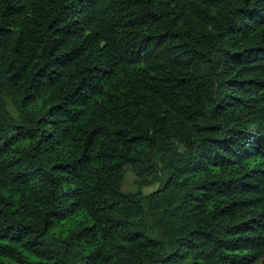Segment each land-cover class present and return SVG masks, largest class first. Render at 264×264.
<instances>
[{
    "label": "trees",
    "instance_id": "16d2710c",
    "mask_svg": "<svg viewBox=\"0 0 264 264\" xmlns=\"http://www.w3.org/2000/svg\"><path fill=\"white\" fill-rule=\"evenodd\" d=\"M0 264H264V0H0Z\"/></svg>",
    "mask_w": 264,
    "mask_h": 264
},
{
    "label": "rangeland",
    "instance_id": "374dc122",
    "mask_svg": "<svg viewBox=\"0 0 264 264\" xmlns=\"http://www.w3.org/2000/svg\"><path fill=\"white\" fill-rule=\"evenodd\" d=\"M11 110L14 112L15 108L10 104ZM159 188V184L150 187L140 188L138 185V176L135 171L126 168V177L123 182L122 189L125 193H139L140 195H148L155 192Z\"/></svg>",
    "mask_w": 264,
    "mask_h": 264
}]
</instances>
